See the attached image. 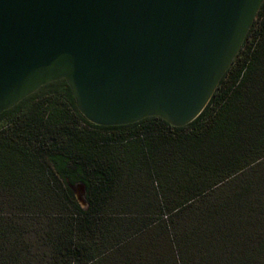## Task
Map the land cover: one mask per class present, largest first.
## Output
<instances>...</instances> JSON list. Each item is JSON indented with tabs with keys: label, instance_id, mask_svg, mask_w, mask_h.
I'll return each mask as SVG.
<instances>
[{
	"label": "trees",
	"instance_id": "obj_1",
	"mask_svg": "<svg viewBox=\"0 0 264 264\" xmlns=\"http://www.w3.org/2000/svg\"><path fill=\"white\" fill-rule=\"evenodd\" d=\"M0 264H264V3L186 125L94 123L66 79L1 112Z\"/></svg>",
	"mask_w": 264,
	"mask_h": 264
},
{
	"label": "water",
	"instance_id": "obj_2",
	"mask_svg": "<svg viewBox=\"0 0 264 264\" xmlns=\"http://www.w3.org/2000/svg\"><path fill=\"white\" fill-rule=\"evenodd\" d=\"M264 0H0V113L66 79L90 121L205 109Z\"/></svg>",
	"mask_w": 264,
	"mask_h": 264
},
{
	"label": "rangeland",
	"instance_id": "obj_3",
	"mask_svg": "<svg viewBox=\"0 0 264 264\" xmlns=\"http://www.w3.org/2000/svg\"><path fill=\"white\" fill-rule=\"evenodd\" d=\"M77 197L80 200V202L82 203V205L86 206L87 202L85 200V196H84V189L82 186H77Z\"/></svg>",
	"mask_w": 264,
	"mask_h": 264
}]
</instances>
